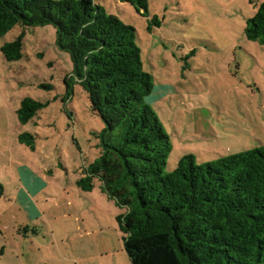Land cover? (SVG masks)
<instances>
[{
    "label": "rangeland",
    "instance_id": "obj_1",
    "mask_svg": "<svg viewBox=\"0 0 264 264\" xmlns=\"http://www.w3.org/2000/svg\"><path fill=\"white\" fill-rule=\"evenodd\" d=\"M96 2L136 29L154 81L145 100L172 144L165 171L185 154L200 164L264 144V41L244 33L264 0H149L144 14ZM21 31L22 55L7 60L1 46ZM24 97L44 103L27 123ZM103 127L53 24L0 37V264H132L116 221L127 208L98 178L78 185Z\"/></svg>",
    "mask_w": 264,
    "mask_h": 264
},
{
    "label": "trees",
    "instance_id": "obj_2",
    "mask_svg": "<svg viewBox=\"0 0 264 264\" xmlns=\"http://www.w3.org/2000/svg\"><path fill=\"white\" fill-rule=\"evenodd\" d=\"M120 1L141 14L148 10L149 0ZM45 24L55 26L91 110L104 122L100 154L78 185L91 190L98 178L127 208L116 221L131 263L264 264V144L200 164L185 154L165 171L172 144L145 100L154 81L134 26L96 0H0V37L16 26ZM244 33L264 41V2ZM23 36L1 46L7 60L21 57ZM43 105L22 98L18 120L29 122Z\"/></svg>",
    "mask_w": 264,
    "mask_h": 264
}]
</instances>
